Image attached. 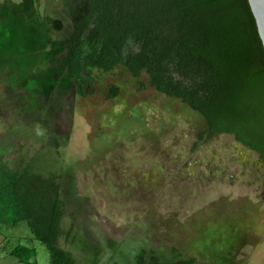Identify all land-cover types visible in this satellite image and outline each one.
Segmentation results:
<instances>
[{
    "label": "rangeland",
    "instance_id": "1",
    "mask_svg": "<svg viewBox=\"0 0 264 264\" xmlns=\"http://www.w3.org/2000/svg\"><path fill=\"white\" fill-rule=\"evenodd\" d=\"M87 3L0 0V160L61 172L62 229L72 233L59 243L78 264L86 254L72 237L98 252V264H133L141 248L165 264H264L256 153L228 134L200 141L206 120L150 87L145 73L93 70L87 97L57 77L63 42ZM113 85L118 95L109 99ZM251 103L264 108V86ZM253 112L264 123V111ZM19 244L35 250L36 264H51L26 222L1 227L0 264H22L8 255Z\"/></svg>",
    "mask_w": 264,
    "mask_h": 264
},
{
    "label": "trees",
    "instance_id": "2",
    "mask_svg": "<svg viewBox=\"0 0 264 264\" xmlns=\"http://www.w3.org/2000/svg\"><path fill=\"white\" fill-rule=\"evenodd\" d=\"M63 51L57 77L72 80L80 96L94 91L93 70L122 67L134 78L145 73L158 93L199 112L210 133L233 135L264 161V123L253 112L264 108L251 103L264 86V50L247 0H88ZM117 95L111 86L107 97ZM30 162L11 169L0 160V231L26 222L34 239L47 247L51 264H78L59 243L72 233L62 229V174ZM72 238L86 254L84 264L99 263L96 250ZM35 254L20 244L8 251L22 264H36ZM133 264L165 263L156 256L147 259L141 248Z\"/></svg>",
    "mask_w": 264,
    "mask_h": 264
},
{
    "label": "water",
    "instance_id": "3",
    "mask_svg": "<svg viewBox=\"0 0 264 264\" xmlns=\"http://www.w3.org/2000/svg\"><path fill=\"white\" fill-rule=\"evenodd\" d=\"M264 50V0H247ZM88 89V88H87Z\"/></svg>",
    "mask_w": 264,
    "mask_h": 264
},
{
    "label": "flooded vegetation",
    "instance_id": "4",
    "mask_svg": "<svg viewBox=\"0 0 264 264\" xmlns=\"http://www.w3.org/2000/svg\"><path fill=\"white\" fill-rule=\"evenodd\" d=\"M189 107V106H188ZM190 108V107H189ZM192 109V108H191ZM194 110V109H193ZM199 113V112H198ZM200 114V113H199ZM201 115V114H200ZM202 116V115H201ZM203 117V116H202ZM204 118V117H203ZM205 119V118H204ZM206 120V119H205ZM207 122V121H206ZM223 135V133H217V134H212L208 131V123H207V128L204 130V131H201L199 133V139L200 141H203L204 139H206V137L208 136H215V135ZM233 136V135H232ZM234 137V136H233ZM235 140V138H234ZM236 141V140H235ZM237 143L241 144L248 152H254L258 155L257 159H256V162H252L251 166L252 167H256V165L259 167V166H264V161L263 159L260 157L259 153L256 152V151H253L251 148L243 145L242 143L236 141ZM262 168V167H261ZM259 169V168H258ZM260 170V169H259ZM261 175L264 177V169L261 171Z\"/></svg>",
    "mask_w": 264,
    "mask_h": 264
}]
</instances>
